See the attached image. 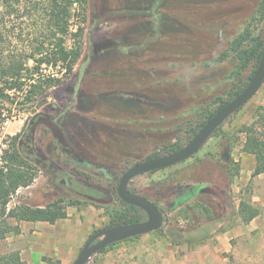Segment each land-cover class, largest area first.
<instances>
[{
    "label": "rangeland",
    "instance_id": "rangeland-1",
    "mask_svg": "<svg viewBox=\"0 0 264 264\" xmlns=\"http://www.w3.org/2000/svg\"><path fill=\"white\" fill-rule=\"evenodd\" d=\"M85 26L71 78L40 97L37 107L13 109V117L0 123V167L12 137L37 110L60 123L77 151L101 170L69 163L44 123L36 129V150L79 179L112 190L133 164L155 153L168 154L175 143L185 146L192 131L246 87L258 60L239 72L229 47L246 31L264 39V0H88ZM261 113L264 83L190 158L129 183L162 208L164 227L173 224L192 233L211 222L217 228L219 220L222 228L206 242L190 244L195 252L190 264H264V173L253 174L256 157L243 150L244 131ZM198 184L207 186L204 192L171 210L177 194ZM59 199L79 203L68 206L69 216L55 224L22 221L21 233L0 241V254L17 249L28 264H74L95 232L133 216L122 200L91 202L43 170L18 190L10 206H44ZM231 200L233 209L227 204ZM240 201L258 206L260 214L244 222ZM149 233L165 238L164 232ZM102 255L94 254L88 264H97Z\"/></svg>",
    "mask_w": 264,
    "mask_h": 264
},
{
    "label": "trees",
    "instance_id": "trees-1",
    "mask_svg": "<svg viewBox=\"0 0 264 264\" xmlns=\"http://www.w3.org/2000/svg\"><path fill=\"white\" fill-rule=\"evenodd\" d=\"M87 3L88 0H0V123L13 117V109L21 111L27 109L28 105L37 107L40 97L71 78L84 46ZM247 41H250V45L245 46ZM229 51L235 54L240 72L255 60L260 62L264 52V39L246 31L233 41ZM225 54L221 58H224ZM244 88H240L233 97ZM118 94L123 98L138 99L133 94L121 92ZM227 102L211 113L209 119ZM40 123L49 127L57 148L69 163L100 173L101 166L77 151L60 123L47 113L33 111L26 127L12 137L13 143L6 151L5 161L0 167V240L6 238L8 234L21 233L22 221H44L54 224L67 218V207L79 203V201L65 203L63 199H59L44 206H32L27 203L10 206L18 190L30 186L41 170L65 180L72 192L91 202L101 204L122 200L118 194V187L111 190L85 182L61 168L47 156L40 154L34 144L36 129ZM198 131L195 129L192 134L195 136ZM244 132L246 139L243 150L255 155L256 166L253 174L260 175L264 173V113H261L257 121L247 126ZM182 147L175 143L167 150L171 153ZM159 155L155 153L147 159ZM206 187L203 184L189 186L173 198L171 210L190 203L204 192ZM126 204L133 212V216L119 221L114 220L109 226L144 221L148 218V214L142 208ZM227 204L233 209V200ZM238 212L242 220L249 223L260 214V208L249 201H240ZM217 222L219 224V220ZM218 224L215 228L212 222L208 223L192 233L173 224L167 227L163 225L151 232H164V237L173 244H202L222 228ZM139 236L141 235L123 241ZM123 241L110 244L101 252ZM0 264L28 263L22 258L19 250H12L0 254Z\"/></svg>",
    "mask_w": 264,
    "mask_h": 264
},
{
    "label": "water",
    "instance_id": "water-1",
    "mask_svg": "<svg viewBox=\"0 0 264 264\" xmlns=\"http://www.w3.org/2000/svg\"><path fill=\"white\" fill-rule=\"evenodd\" d=\"M263 83L264 52L253 77L246 87L222 106L185 146L175 152L148 158L129 167L120 178L118 184L119 197L126 203L145 210L148 218L144 221L108 226L97 231L88 238L74 264H87L94 254L117 241H123L160 229L164 224L163 211L146 196L132 191L129 187L130 181L141 174L168 168L190 158L203 147L216 129L256 94Z\"/></svg>",
    "mask_w": 264,
    "mask_h": 264
},
{
    "label": "crops",
    "instance_id": "crops-1",
    "mask_svg": "<svg viewBox=\"0 0 264 264\" xmlns=\"http://www.w3.org/2000/svg\"><path fill=\"white\" fill-rule=\"evenodd\" d=\"M205 181H211V179L207 178ZM23 223L36 224L49 222L24 221ZM11 234H8L6 237L8 238ZM5 239L6 238L2 240ZM128 241H130L128 245L117 246V244L106 252L99 251L103 253V255L97 261V264H190V259L195 257V252L191 250L190 243L173 244L167 238H154L151 233L143 234ZM12 250L17 249H7L3 253ZM33 255L34 253H32V256ZM39 256L40 255L37 253L36 257ZM63 264H65L64 261Z\"/></svg>",
    "mask_w": 264,
    "mask_h": 264
},
{
    "label": "flooded vegetation",
    "instance_id": "flooded-vegetation-1",
    "mask_svg": "<svg viewBox=\"0 0 264 264\" xmlns=\"http://www.w3.org/2000/svg\"><path fill=\"white\" fill-rule=\"evenodd\" d=\"M157 171V170H156ZM155 203V202H154Z\"/></svg>",
    "mask_w": 264,
    "mask_h": 264
}]
</instances>
